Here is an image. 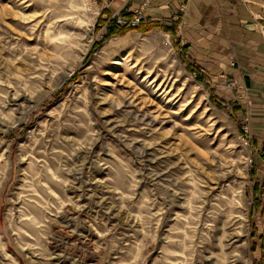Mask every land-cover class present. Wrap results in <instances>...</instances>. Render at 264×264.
<instances>
[{
	"label": "rangeland",
	"instance_id": "rangeland-1",
	"mask_svg": "<svg viewBox=\"0 0 264 264\" xmlns=\"http://www.w3.org/2000/svg\"><path fill=\"white\" fill-rule=\"evenodd\" d=\"M95 4L0 0V264H264L248 110Z\"/></svg>",
	"mask_w": 264,
	"mask_h": 264
},
{
	"label": "crops",
	"instance_id": "crops-1",
	"mask_svg": "<svg viewBox=\"0 0 264 264\" xmlns=\"http://www.w3.org/2000/svg\"><path fill=\"white\" fill-rule=\"evenodd\" d=\"M146 1L97 0L94 6L104 19L130 16ZM145 14L146 24L177 26L168 35L182 58L212 80L220 103L236 98L223 76L240 86L238 115L247 109L252 134L264 138V0H148Z\"/></svg>",
	"mask_w": 264,
	"mask_h": 264
},
{
	"label": "built area",
	"instance_id": "built-area-1",
	"mask_svg": "<svg viewBox=\"0 0 264 264\" xmlns=\"http://www.w3.org/2000/svg\"><path fill=\"white\" fill-rule=\"evenodd\" d=\"M89 1H93V0H89ZM147 5L148 3L144 2L139 8L135 9L133 13H131L130 16L123 15V14H116L112 16L111 18L105 17L104 18L105 22L103 24L98 25L100 27V34L98 37L101 39L104 37V35L108 32L107 30L108 25L110 24L111 21L120 28H124L128 30L136 29L137 27H139L141 22L147 20L146 14H145ZM223 80H225L223 82V86L225 88L235 91L237 94V97L242 96L241 92L239 91L238 84L234 80H231L227 78L226 76H223ZM211 81H212L211 79L206 78L204 83L207 84L211 89H215L214 86H212ZM245 124H247L246 125L247 127L245 128V130L248 133L249 124H250L249 119H247V122H245Z\"/></svg>",
	"mask_w": 264,
	"mask_h": 264
},
{
	"label": "trees",
	"instance_id": "trees-1",
	"mask_svg": "<svg viewBox=\"0 0 264 264\" xmlns=\"http://www.w3.org/2000/svg\"><path fill=\"white\" fill-rule=\"evenodd\" d=\"M176 28H177L176 25H172V26L169 27V26H164V25H162V24H160L158 22H150V23L146 24V22L143 21V22H141L139 27H137L134 30L136 32H140V33L146 34V33H150L153 30L158 29V30L163 31L166 34H175L176 33ZM107 30H108L107 36H105L104 40L109 39V38H113V37H117V36H125L126 34H128L130 32L128 29H124V28H120V27L116 26L112 21L110 22ZM103 41H100V42L96 43L92 50L95 51V49H97V47L102 45ZM174 45H175L176 49L179 47V43L176 40H174ZM181 60L183 61V63H187V61L184 58H181ZM188 69L192 73H196L197 74V80L200 83L204 82L205 77L200 73V71L196 67H194L192 65H188Z\"/></svg>",
	"mask_w": 264,
	"mask_h": 264
},
{
	"label": "bare ground",
	"instance_id": "bare-ground-1",
	"mask_svg": "<svg viewBox=\"0 0 264 264\" xmlns=\"http://www.w3.org/2000/svg\"><path fill=\"white\" fill-rule=\"evenodd\" d=\"M95 2H97V0H94ZM147 3H148V0L146 1ZM148 6V5H147ZM109 26V25H108ZM229 90V89H228ZM230 91H232V90H230Z\"/></svg>",
	"mask_w": 264,
	"mask_h": 264
}]
</instances>
